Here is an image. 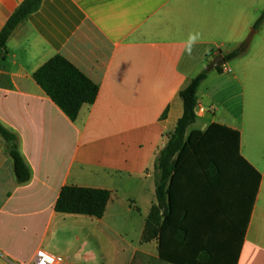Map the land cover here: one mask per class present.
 I'll use <instances>...</instances> for the list:
<instances>
[{
    "label": "crops",
    "instance_id": "1",
    "mask_svg": "<svg viewBox=\"0 0 264 264\" xmlns=\"http://www.w3.org/2000/svg\"><path fill=\"white\" fill-rule=\"evenodd\" d=\"M22 1L0 0V30ZM263 6L264 0H42L0 60V124L16 134L30 169V180L18 184L0 137V264H28L40 249L63 264H165L158 241L141 236L155 204V159L182 115L178 94L215 57L242 45L255 23L246 10ZM189 34L199 37L190 52ZM251 43L201 83L185 134L221 216L240 238L234 264H264V38ZM54 56L98 88L75 121L33 78ZM192 181L191 172L178 178L175 193L193 195ZM64 186L110 192L103 216L57 213ZM202 196L198 179L201 222L215 215Z\"/></svg>",
    "mask_w": 264,
    "mask_h": 264
},
{
    "label": "trees",
    "instance_id": "2",
    "mask_svg": "<svg viewBox=\"0 0 264 264\" xmlns=\"http://www.w3.org/2000/svg\"><path fill=\"white\" fill-rule=\"evenodd\" d=\"M42 0H23L0 30V60L7 55L6 43L16 27L30 14L37 11ZM264 22V9L255 21L253 29ZM243 52L234 50L223 55L230 62ZM222 67L215 69L222 73ZM204 70L193 77L178 96L182 103V115L154 162L155 204L149 210L141 241H158L159 260L165 264H234L240 238L221 216L212 193L205 183L198 164L185 141L187 129L195 122L197 92L206 79ZM36 84L52 102L70 119L75 121L80 109L92 105L98 88L68 61L54 56L40 66L33 75ZM0 137L4 151L10 158L13 174L20 185L30 180V169L24 161L15 133L0 124ZM210 171L215 172L213 166ZM191 172L193 195L178 196L177 179ZM198 179L204 190L203 203L215 211V215L198 219ZM110 199V192L100 189L64 186L60 190L54 210L67 215H83L99 219ZM207 201V202H206ZM221 244V247H217Z\"/></svg>",
    "mask_w": 264,
    "mask_h": 264
},
{
    "label": "rangeland",
    "instance_id": "3",
    "mask_svg": "<svg viewBox=\"0 0 264 264\" xmlns=\"http://www.w3.org/2000/svg\"><path fill=\"white\" fill-rule=\"evenodd\" d=\"M264 9V6L262 7V9H258V10H246V12L249 14V15H252L253 19H254V22L255 20L259 17V15L261 14V12L263 11ZM238 11V10H236ZM253 22V23H254ZM252 34V43H251V46L253 48V46L255 45V43L257 42V40H259V38H264V24L262 23L257 29H253V26L252 28H250L248 31H247V34L244 38L243 41H245L247 39L248 36H250ZM251 41V40H250ZM250 44V43H249ZM249 46V45H248ZM240 46H238L235 50H239ZM248 48V47H247ZM231 61L230 62H226L225 63V66L226 67H229L231 66ZM206 68V67H205ZM205 68L203 69L205 71ZM202 70V71H203ZM201 72V71H200ZM199 72V73H200ZM206 72V71H205ZM198 73V74H199ZM207 75L209 76V82L212 80V78L214 76H217L215 71H210V72H207Z\"/></svg>",
    "mask_w": 264,
    "mask_h": 264
},
{
    "label": "built area",
    "instance_id": "4",
    "mask_svg": "<svg viewBox=\"0 0 264 264\" xmlns=\"http://www.w3.org/2000/svg\"><path fill=\"white\" fill-rule=\"evenodd\" d=\"M64 258L51 254L43 249L37 250L34 258L28 264H63Z\"/></svg>",
    "mask_w": 264,
    "mask_h": 264
},
{
    "label": "water",
    "instance_id": "5",
    "mask_svg": "<svg viewBox=\"0 0 264 264\" xmlns=\"http://www.w3.org/2000/svg\"><path fill=\"white\" fill-rule=\"evenodd\" d=\"M251 38H252V34L248 36L247 39L242 43V45L239 48L240 52H244L247 49ZM224 64H225V59L223 55L220 54L217 57H215L211 62L208 63V65L205 68V71L206 72L213 71L216 68L223 66Z\"/></svg>",
    "mask_w": 264,
    "mask_h": 264
},
{
    "label": "clouds",
    "instance_id": "6",
    "mask_svg": "<svg viewBox=\"0 0 264 264\" xmlns=\"http://www.w3.org/2000/svg\"><path fill=\"white\" fill-rule=\"evenodd\" d=\"M198 35L197 34H189L187 41H186V48L185 50L190 52L191 48L196 44L198 40Z\"/></svg>",
    "mask_w": 264,
    "mask_h": 264
}]
</instances>
